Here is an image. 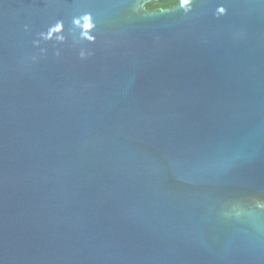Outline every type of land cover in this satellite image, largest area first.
<instances>
[{
    "label": "water",
    "instance_id": "95a60500",
    "mask_svg": "<svg viewBox=\"0 0 264 264\" xmlns=\"http://www.w3.org/2000/svg\"><path fill=\"white\" fill-rule=\"evenodd\" d=\"M0 0V264H264V0Z\"/></svg>",
    "mask_w": 264,
    "mask_h": 264
},
{
    "label": "trees",
    "instance_id": "16d2710c",
    "mask_svg": "<svg viewBox=\"0 0 264 264\" xmlns=\"http://www.w3.org/2000/svg\"><path fill=\"white\" fill-rule=\"evenodd\" d=\"M183 0H154L146 5L148 9H154L158 7H167L170 5H174Z\"/></svg>",
    "mask_w": 264,
    "mask_h": 264
},
{
    "label": "clouds",
    "instance_id": "9594fccd",
    "mask_svg": "<svg viewBox=\"0 0 264 264\" xmlns=\"http://www.w3.org/2000/svg\"><path fill=\"white\" fill-rule=\"evenodd\" d=\"M184 3H188V0H183Z\"/></svg>",
    "mask_w": 264,
    "mask_h": 264
},
{
    "label": "snow or ice",
    "instance_id": "6c2138e0",
    "mask_svg": "<svg viewBox=\"0 0 264 264\" xmlns=\"http://www.w3.org/2000/svg\"><path fill=\"white\" fill-rule=\"evenodd\" d=\"M188 2H189V0H188Z\"/></svg>",
    "mask_w": 264,
    "mask_h": 264
}]
</instances>
